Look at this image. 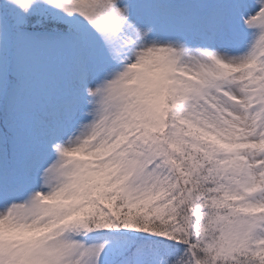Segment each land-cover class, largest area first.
Returning <instances> with one entry per match:
<instances>
[{"label": "snow or ice", "instance_id": "obj_1", "mask_svg": "<svg viewBox=\"0 0 264 264\" xmlns=\"http://www.w3.org/2000/svg\"><path fill=\"white\" fill-rule=\"evenodd\" d=\"M0 264H264V0H0Z\"/></svg>", "mask_w": 264, "mask_h": 264}]
</instances>
